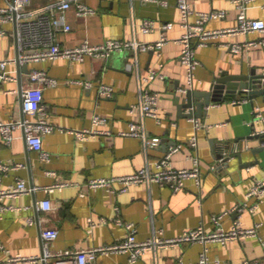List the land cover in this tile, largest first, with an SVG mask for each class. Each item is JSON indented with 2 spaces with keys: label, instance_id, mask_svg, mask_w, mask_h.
Masks as SVG:
<instances>
[{
  "label": "crops",
  "instance_id": "obj_1",
  "mask_svg": "<svg viewBox=\"0 0 264 264\" xmlns=\"http://www.w3.org/2000/svg\"><path fill=\"white\" fill-rule=\"evenodd\" d=\"M9 0H0V8ZM60 0H32L29 9H39ZM160 2L143 0H78L95 11L79 15L76 3L66 12L69 31L59 30L58 41L63 47H74L87 40L99 44L107 40H126L155 43L162 31L156 28L150 33L141 31L144 19L157 23L174 22L167 31L171 41L162 50H121L109 58L87 57L84 62L66 58L32 62L18 61V43L14 22L0 24L5 33L0 35V60L9 59L7 79L0 82V122L10 123L25 118L22 107L23 89L30 84L34 69L44 70L60 81L57 86L44 90V117L54 126L42 136L44 151L31 150L22 129H15L13 140L6 144L0 134L1 186L8 187L18 179L25 180L30 188H37L16 199H5L4 204L13 206L0 213V242L7 254L26 256L42 253L41 232L46 227H56L59 236L53 244L55 251L108 245L123 241L128 230L116 220L133 222L137 237L145 240L155 234L175 237L183 232L204 226L206 231L218 227L229 230L239 221L244 227L260 225L264 237V197L251 202L259 203L255 212L235 210L245 201L251 185L264 179V151L253 153L252 148L261 146L250 136L264 130V122L253 123L254 109L264 110V95L249 99L237 95L224 103L205 107L203 117L184 118L178 104L185 102L189 89L207 91L215 76L250 73L255 68L264 71V46H253L241 53L231 50L232 45L258 40L264 33L254 32L236 36H222L205 46H196L195 56L200 65L194 72L192 88L187 86V68L181 62V44L177 41L184 33L180 25V13L176 0ZM197 12L224 10L226 16L207 23L208 29H222L236 23L238 9L232 0H190ZM248 16L264 20V0H254L247 7ZM195 21V16L191 17ZM156 71L154 80L144 83V76ZM83 79L94 83L87 89L74 80ZM101 83L114 89L113 97L100 94ZM143 88L160 95L158 118L145 116L139 108ZM199 98H195L198 101ZM94 114L108 118L111 134L79 140L73 133L90 128ZM196 121L202 127L196 131ZM132 122L138 123L148 138L158 137V147H147L142 137L123 135ZM197 133V151L184 147L172 154L174 168H191V155L200 159L201 184L189 180L178 192L157 183L131 185L120 192L114 188H90L93 178H113L134 174L147 165L153 169L156 161L171 148L186 145ZM239 140V142H236ZM230 152L242 151L241 160L232 157L227 162L217 154L224 146ZM19 166V167H18ZM18 167V168H17ZM67 182L63 188L49 191L48 187ZM45 199L53 204L45 212L39 205ZM223 214L217 225L213 218ZM33 224H29V220ZM207 255L213 264H244L256 261L264 264V243L258 238L230 240L207 245ZM205 245L200 242L170 246L147 251L135 262L126 253L99 255L95 264H197ZM4 256V255H3ZM219 262V263H216Z\"/></svg>",
  "mask_w": 264,
  "mask_h": 264
},
{
  "label": "built area",
  "instance_id": "obj_2",
  "mask_svg": "<svg viewBox=\"0 0 264 264\" xmlns=\"http://www.w3.org/2000/svg\"><path fill=\"white\" fill-rule=\"evenodd\" d=\"M144 2H160L168 6L167 0H143ZM254 0H232L238 9L236 23L233 26L222 29H208L207 23L213 19H221L226 16L224 10H213L209 12H197L193 9L190 0H176L177 8L180 13V25L184 28V33L177 40L181 44L180 60L187 68V86L182 88L186 91L192 88L194 84V72L200 65L199 60L195 56L196 46H205L210 41L218 39L222 36L244 35L254 32L264 33V20L255 19L248 16L247 7ZM32 0H9L7 6L0 8V24L6 22H14L16 26V38L18 43V61L23 64L32 62H41L47 60H55L58 58H66L74 62H84L87 57L109 58L114 52L121 50H131L135 53L139 51H160L171 41L167 35V31L174 27V22L157 23L153 19H144L141 24L143 33H150L156 28L162 31L161 37L155 43H145L138 41L126 40H107L99 44H93L87 40L81 42L74 47H63L57 38L59 30L69 31L71 26L66 21V12L76 3L77 13L79 15H89L94 13V9L78 0H60L52 2L49 5L39 9H29ZM195 16V21H191V17ZM5 31L0 29V35ZM264 46V36L258 40H250L242 44H234L231 50L235 53H241L245 49L253 46ZM11 62L9 59L0 60V82L8 78L6 69ZM157 72L154 71L144 76L142 82L148 83L154 80ZM74 83L81 84L85 88L94 87V83L89 80L78 79ZM60 81L51 77L46 71L34 69L30 73V84L23 89L22 107L26 114L21 121L4 123L0 122V134L6 144H10L13 140V132L15 129H22L25 133L28 146L31 150L41 153L43 159H48L49 154L44 151L42 136L51 132L54 126L44 117V90L49 86H57ZM101 95L111 98L114 89L107 84L99 85ZM160 95L158 93L149 92L143 88L140 110L145 116L158 118V104ZM264 122V110L255 107L253 123ZM108 118L94 114L92 125L90 128L73 132L79 140H85L91 137L110 135L111 132L106 129ZM196 131L202 125L196 121ZM256 133H264V130ZM123 135H131L142 137L147 147H158L161 139L158 137L148 138L142 131L141 126L132 122L129 130L121 132ZM189 147L195 151L198 148L197 133L188 141L186 145L179 144L171 148V150L161 159L156 161L154 169L147 165L138 172L128 176L113 178H93L89 180L90 188L105 187L114 188L115 184L121 186L120 192L126 191L131 185L142 183H157L170 187L173 192L183 190L189 180H194L197 185L201 184V167L200 159L197 155H191L193 162L191 168L177 169L171 165V156L173 153ZM221 159V161H223ZM19 167V166H18ZM17 167V168H18ZM0 169L8 170L9 167L0 164ZM67 182L58 183L48 187L49 191L56 188L67 186ZM37 188H30L25 180L18 179L11 186H1L0 176V213L7 209L14 208L4 204V200L16 199L29 191ZM264 197V179L254 182L245 195V201L235 207L238 213H242L245 209L255 212L259 203L251 202L254 199ZM40 209L48 212L53 208L52 201L45 199L40 202ZM223 214L215 216L213 221L219 225ZM117 224L124 225L128 230L127 237L121 241L108 245H101L88 248H80L76 250L55 251L54 242L59 236V230L56 227H46L42 230V253L40 255L26 256L20 254H7L8 250L4 244L0 242V264H95L99 255H107L111 253H126L129 255V261L135 262L141 258L147 251L156 250L170 246H181L196 242L203 243L205 250L201 254L197 264H213L207 255V245L214 242L226 244L230 240H243L246 238H258L264 243V237L260 232V225L253 227H244L239 221L229 230L218 227L213 231H206L204 226L200 225L196 228L189 229L175 237H165L162 234H155L145 240L137 237V227L133 222H123L116 220ZM33 220H29V224H33ZM4 255V256H3ZM219 263V262H216ZM179 264H184L180 262ZM244 264H259L256 261H245Z\"/></svg>",
  "mask_w": 264,
  "mask_h": 264
},
{
  "label": "water",
  "instance_id": "obj_3",
  "mask_svg": "<svg viewBox=\"0 0 264 264\" xmlns=\"http://www.w3.org/2000/svg\"><path fill=\"white\" fill-rule=\"evenodd\" d=\"M28 65V64H26ZM237 95L249 99L255 105V99L259 95H264V71L257 72L253 68L250 73H242L238 75L221 74L215 76L207 91H195L189 89L185 95V102L178 104V111L181 113L183 109H190L189 113L181 114L184 118L203 117L206 113L205 107L216 103H224L230 98H235ZM195 98H199L195 101ZM251 139L259 140L261 146L252 148L253 153L264 151V133H256L250 136ZM236 142H239L237 140ZM231 146H224L217 154L219 160L224 158L227 162L232 157L242 158V151L230 152Z\"/></svg>",
  "mask_w": 264,
  "mask_h": 264
}]
</instances>
